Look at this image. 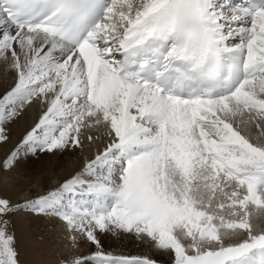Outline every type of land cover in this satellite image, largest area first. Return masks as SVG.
Segmentation results:
<instances>
[{
  "label": "snow or ice",
  "instance_id": "6c2138e0",
  "mask_svg": "<svg viewBox=\"0 0 264 264\" xmlns=\"http://www.w3.org/2000/svg\"><path fill=\"white\" fill-rule=\"evenodd\" d=\"M0 59L16 76L0 143L26 104H48L5 170L21 148L110 141L46 194L0 197V264H20L19 210L61 221V264H156L106 254L98 233L174 264H264V0H0Z\"/></svg>",
  "mask_w": 264,
  "mask_h": 264
},
{
  "label": "rangeland",
  "instance_id": "374dc122",
  "mask_svg": "<svg viewBox=\"0 0 264 264\" xmlns=\"http://www.w3.org/2000/svg\"><path fill=\"white\" fill-rule=\"evenodd\" d=\"M4 63L6 64L8 63V61ZM7 80L13 81V84L7 85V88L4 89L3 93L0 96H2L6 91L14 86V81L16 80V78L14 74H12L10 75V78H7ZM36 106L38 107L39 111H37ZM47 106L48 104L42 101L40 98H36L32 103L26 104L24 108L19 111V114L13 120L8 122L9 124L6 123V132L8 131V129H10L11 124L15 125V123L20 121L21 117H26L29 113L35 114V112L37 111V114L39 113L40 116L42 109ZM99 131L104 130L100 129ZM99 131L97 132V134L100 133ZM95 133L96 132H94L93 134ZM250 135L253 139H255L258 135V132L255 130V132ZM81 139H84L83 136L81 137ZM9 141L10 140H7L6 142L1 143L0 146L8 144ZM86 142L87 141L85 140L83 147L81 148L82 151L87 147ZM70 148L74 149V147ZM0 149L3 152V148ZM7 151L8 153H5V156H0V197L9 199L13 204H23L25 201L34 199L40 195H44L47 192L60 186V181L58 183V178L53 174L49 176V185L40 188L38 184L40 176L42 177V174L40 173V175L38 176V173L40 171L44 172L42 171V168H44V166L41 165L40 157H42V159L46 161V158L51 156L49 152L37 151L38 155L35 158L34 156H32L36 161L34 164H32V166H30L28 165V162H30L28 156H31V152H27L25 148H23V150L21 151L22 155H20V157L17 159L15 166L10 170H5L3 167L4 161L12 152L10 150ZM97 151L95 148H93L89 154L88 159H84L83 162L87 163V161L91 160L96 154L95 152ZM85 163L83 165H85ZM82 168L83 167H81L80 169L82 170ZM80 169L77 172H80ZM66 172L70 173V170H66ZM77 172H75V174ZM24 195H26V198L24 197ZM8 219L11 222L10 229L15 233L16 247L19 252L20 264H61L62 258L71 251V249L68 247V241L62 242L60 241V239L56 238L57 234L55 233H57V226L59 225L57 223H60L58 219L47 215H37L28 210L16 211L10 214ZM261 226L264 227V224L262 222ZM98 239L100 240V246L102 250L106 254H111L114 256L147 255L151 259L156 261V264H174L173 254L160 253L150 248L146 243L138 241L132 234H111L109 239L110 241H103V239L105 238H103L102 235L98 233ZM75 251L79 254L87 255L91 252L96 251V246L89 242L81 240L79 247Z\"/></svg>",
  "mask_w": 264,
  "mask_h": 264
},
{
  "label": "bare ground",
  "instance_id": "6f19581e",
  "mask_svg": "<svg viewBox=\"0 0 264 264\" xmlns=\"http://www.w3.org/2000/svg\"><path fill=\"white\" fill-rule=\"evenodd\" d=\"M4 62H6V61L3 59H0V74H1V76H0V95L3 93L4 89L7 88L6 87L7 85L13 84V81H8L7 78H10V75H12V74H14V76H15L14 72H6L5 71V69L7 67V65H6L7 63L5 64ZM15 78H16V76H15ZM15 82H16V80L14 81V84H15ZM31 105H33V104H31ZM47 107L42 109L40 116H39V113L37 114V111H39L38 107H37V111L35 112V114L29 113V114H27L26 117H21V118L19 117L20 121L15 123V125L11 124L10 129H8V131H7L8 140H10V141L8 144L2 145L3 147L0 146V148H3V152L0 149V156H5V153L6 154L8 153L7 150L13 151L18 146L21 145V141L26 136V133L30 129H32V127H34L36 125V123H38L40 117L47 110ZM31 108H32V106H31ZM29 110H30V108H29ZM19 118H18V120H19ZM99 132H100L99 134H97V132L94 134V135L98 136L99 138L93 142L87 141L86 142L87 147L85 146L86 148L83 151L81 150V148L74 147V149L73 148L71 149L69 147V148L64 149V150H56L53 152H49L51 154V156L50 157L46 156L47 157L46 161L43 160L42 157H40L41 158L40 159L41 165L44 166V168H42V171H44V172L40 171L38 173V176L40 175V173L42 174V177L40 176L39 183H38L40 188L49 185V176L51 174H53L55 177L58 178V183H59V181H60V183H62L64 180L69 179L72 175H75V172L79 171V169L81 167H84L83 164L85 162H83V160L88 159L89 154L93 148H95L96 151H97V149L102 150L107 145V143H109L110 141H109L108 137L104 134V131H99ZM245 132H246V134L250 135V134L255 132V129H252L251 131L246 129ZM22 150H23V148H21V151ZM37 155H38L37 152L35 154H33L31 152V156H28L29 160H30V162H28V165L32 166V164L35 163L36 160H34L32 156H34V158H35ZM65 169L67 171L70 170V173L66 172ZM24 197L26 198V195H24ZM22 215H26V214H22ZM59 222L60 223H57V224H59L57 226V231H56L57 233H55V234H57L56 238L60 239V241H62V242L63 241L65 242L67 240L64 238V236H65L64 228H63L61 221H59ZM262 223L264 224V221H262ZM100 235H102V237L105 238V239H103V241L104 240L110 241L109 240L110 236H111L110 233H100Z\"/></svg>",
  "mask_w": 264,
  "mask_h": 264
}]
</instances>
